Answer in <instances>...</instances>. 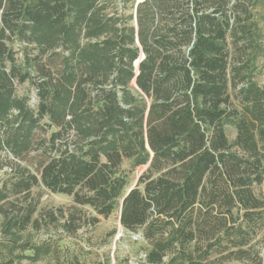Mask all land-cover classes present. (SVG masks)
<instances>
[{
    "label": "trees",
    "instance_id": "trees-1",
    "mask_svg": "<svg viewBox=\"0 0 264 264\" xmlns=\"http://www.w3.org/2000/svg\"><path fill=\"white\" fill-rule=\"evenodd\" d=\"M258 1L0 0L5 232L41 196L2 206L38 189L72 198L70 233L78 208L92 225L118 213L145 264H264ZM25 79L37 111L16 95Z\"/></svg>",
    "mask_w": 264,
    "mask_h": 264
},
{
    "label": "rangeland",
    "instance_id": "rangeland-1",
    "mask_svg": "<svg viewBox=\"0 0 264 264\" xmlns=\"http://www.w3.org/2000/svg\"><path fill=\"white\" fill-rule=\"evenodd\" d=\"M256 7L259 53L255 56L256 69L252 81L264 90V0H259ZM15 49L17 56L14 60L19 62V48ZM16 95L29 99L30 107L37 111L38 100L30 80L16 82ZM234 137L233 131L231 139ZM145 169L138 167L131 175L133 187ZM9 173L7 168L1 170L0 179L7 178ZM255 193L264 197V181L256 187ZM39 194L41 199L37 213L33 216V223L28 226L12 230L11 233L5 232V214L0 212V262L12 258L16 264H145L144 241L140 235L128 233L122 228L118 213L108 219L100 217L99 222L92 225L87 217L95 216V213L89 208H78L82 210L81 214L77 212L78 217L84 211H87V216L77 218L76 225L79 228L70 233L66 228V218H63L64 214L75 211V204L70 197L33 189L30 196L12 198L1 209L10 217L18 216L37 202ZM49 215L53 218L50 219ZM21 257L23 260L20 261Z\"/></svg>",
    "mask_w": 264,
    "mask_h": 264
}]
</instances>
